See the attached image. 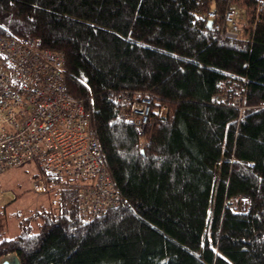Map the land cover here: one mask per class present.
I'll list each match as a JSON object with an SVG mask.
<instances>
[{
	"label": "trees",
	"instance_id": "trees-1",
	"mask_svg": "<svg viewBox=\"0 0 264 264\" xmlns=\"http://www.w3.org/2000/svg\"><path fill=\"white\" fill-rule=\"evenodd\" d=\"M261 1L0 0L1 37L64 55L69 92L93 114L123 201L89 220L69 188L37 232L26 218L0 241V262L264 264ZM228 8L248 24L239 40L207 25ZM120 93L157 97L144 146L119 117Z\"/></svg>",
	"mask_w": 264,
	"mask_h": 264
},
{
	"label": "built area",
	"instance_id": "built-area-1",
	"mask_svg": "<svg viewBox=\"0 0 264 264\" xmlns=\"http://www.w3.org/2000/svg\"><path fill=\"white\" fill-rule=\"evenodd\" d=\"M263 10L261 1L257 12ZM208 14L222 41L241 39L248 27L235 9L228 8L221 20L217 12ZM64 68V55L43 48L39 39L0 36V175L32 163L38 171L35 193H49L51 180L65 181L77 190L80 215L92 220L123 201L97 140L93 114L70 94ZM115 100L119 117L134 124L144 146L157 97L120 93ZM233 101L241 107L240 98ZM241 200L242 210L250 207L249 198Z\"/></svg>",
	"mask_w": 264,
	"mask_h": 264
},
{
	"label": "rangeland",
	"instance_id": "rangeland-1",
	"mask_svg": "<svg viewBox=\"0 0 264 264\" xmlns=\"http://www.w3.org/2000/svg\"><path fill=\"white\" fill-rule=\"evenodd\" d=\"M37 173L36 166L27 163L0 175V241L16 237L21 230L20 223L26 218L34 222L31 227L37 232L39 222L43 221V212L58 214L63 209V193L69 190L70 184L60 180L52 184L55 187L52 186L49 193L38 194L33 187Z\"/></svg>",
	"mask_w": 264,
	"mask_h": 264
},
{
	"label": "water",
	"instance_id": "water-1",
	"mask_svg": "<svg viewBox=\"0 0 264 264\" xmlns=\"http://www.w3.org/2000/svg\"><path fill=\"white\" fill-rule=\"evenodd\" d=\"M207 25L210 28L213 26L211 21H209ZM0 264H21V262L19 257L14 255L7 257L5 260L1 261Z\"/></svg>",
	"mask_w": 264,
	"mask_h": 264
},
{
	"label": "crops",
	"instance_id": "crops-1",
	"mask_svg": "<svg viewBox=\"0 0 264 264\" xmlns=\"http://www.w3.org/2000/svg\"><path fill=\"white\" fill-rule=\"evenodd\" d=\"M37 175H38V174H35V180H36V178L38 177ZM35 180H34V181H35ZM34 183H35V182H34Z\"/></svg>",
	"mask_w": 264,
	"mask_h": 264
}]
</instances>
